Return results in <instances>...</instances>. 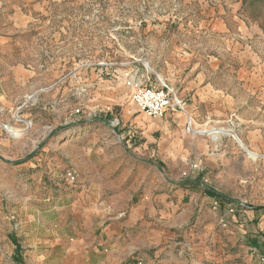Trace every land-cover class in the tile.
<instances>
[{
    "label": "rangeland",
    "instance_id": "obj_1",
    "mask_svg": "<svg viewBox=\"0 0 264 264\" xmlns=\"http://www.w3.org/2000/svg\"><path fill=\"white\" fill-rule=\"evenodd\" d=\"M150 79L210 116L161 130ZM113 227L122 264H264V0H0V264Z\"/></svg>",
    "mask_w": 264,
    "mask_h": 264
},
{
    "label": "crops",
    "instance_id": "obj_2",
    "mask_svg": "<svg viewBox=\"0 0 264 264\" xmlns=\"http://www.w3.org/2000/svg\"><path fill=\"white\" fill-rule=\"evenodd\" d=\"M142 84L146 86L153 85L151 79L147 80V83L142 82ZM182 95L184 97H187V95L189 94L184 92ZM190 96L191 97L187 100V102L184 100V98L179 96L184 101L185 111L168 110L165 113L164 117L159 118L161 119V130H169L171 126L173 127L178 124H183L184 126H187L188 122L190 121V117L193 120V124H196L195 119L192 116H210V83L206 86L194 88L193 93L192 95L190 94ZM186 106H188L189 109ZM157 124L159 125V123ZM196 128L207 129L199 127ZM132 132L133 130H129V133ZM203 132L205 131L197 130L196 135H206L203 134ZM112 229L113 230H104L100 234V243H102L100 249L103 250L98 249L97 244L99 241V236H95L94 232L88 231L87 229L77 230L76 236L68 239L69 258L63 264H92L90 262V253H93L94 251H98L97 253H101L104 256V259L100 262V264H122L124 256L120 248L121 246H119L120 239H117V241H115V235L113 233L116 231V228L113 227ZM52 232H54V234L50 232L48 234L50 235V237L45 239V241H62L60 235H58L57 233V229ZM262 242H264V237ZM38 249H40L39 244L34 246L36 254L38 253ZM116 250L118 251L117 255L114 254V251Z\"/></svg>",
    "mask_w": 264,
    "mask_h": 264
},
{
    "label": "built area",
    "instance_id": "obj_3",
    "mask_svg": "<svg viewBox=\"0 0 264 264\" xmlns=\"http://www.w3.org/2000/svg\"><path fill=\"white\" fill-rule=\"evenodd\" d=\"M132 100L137 107L152 118H162L168 110L185 111L184 101L175 89L167 84L135 87ZM190 122H188V128Z\"/></svg>",
    "mask_w": 264,
    "mask_h": 264
},
{
    "label": "bare ground",
    "instance_id": "obj_4",
    "mask_svg": "<svg viewBox=\"0 0 264 264\" xmlns=\"http://www.w3.org/2000/svg\"><path fill=\"white\" fill-rule=\"evenodd\" d=\"M150 69H152V68L150 67ZM160 80H161V82H164V78H163L162 76H160ZM189 122H190V121H189ZM188 130H189V131H193V130H192L191 123H190V126H189ZM196 131H197V130H196ZM196 131H194V132H196ZM235 136H236V135H235ZM244 148H246V147L244 146Z\"/></svg>",
    "mask_w": 264,
    "mask_h": 264
},
{
    "label": "trees",
    "instance_id": "obj_5",
    "mask_svg": "<svg viewBox=\"0 0 264 264\" xmlns=\"http://www.w3.org/2000/svg\"><path fill=\"white\" fill-rule=\"evenodd\" d=\"M19 248H20V246H18V248H17V249L19 250Z\"/></svg>",
    "mask_w": 264,
    "mask_h": 264
}]
</instances>
